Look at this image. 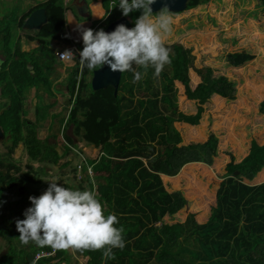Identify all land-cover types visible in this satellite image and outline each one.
I'll return each mask as SVG.
<instances>
[{"label":"trees","instance_id":"1","mask_svg":"<svg viewBox=\"0 0 264 264\" xmlns=\"http://www.w3.org/2000/svg\"><path fill=\"white\" fill-rule=\"evenodd\" d=\"M57 1L50 0L36 7L22 19L19 27L39 8L46 9L49 17L51 7L63 6ZM85 1L90 5L89 0ZM91 1L102 2L106 9L107 18L102 25L125 17L118 0ZM220 1L190 0L187 10L208 6L209 3L218 6ZM256 1L264 8V0ZM112 2L116 7L111 9ZM239 11V8L233 11L234 21L244 18L243 30H252L250 19L256 22L261 19L260 15L250 13L248 9ZM140 15L141 11H134L132 19L135 21ZM213 17L206 14V18ZM4 19L0 21V58L5 59L0 70V96L9 101L0 103V129L10 138L4 143L8 148L6 155H12L19 145H23L31 162L28 172L17 178L12 170L20 171V168L6 155H0V236L8 244L14 234L19 240L12 218L19 207H8V191L13 189L11 184L39 186L37 193V187L28 191L26 199L30 205V196L38 197L41 189L48 188L49 185L38 178V170L32 163L40 164L42 171L49 165H58L62 156L57 153L54 141L60 140L61 127L66 122L63 135L70 145L77 147L79 142H84L87 147L100 149L104 155L95 164L92 179L83 176L78 182L63 186L94 191L96 181L105 215L115 214L119 221L116 227L122 225L125 229L126 246L123 250L113 249L116 254L114 260H103L101 251L74 250L76 255L89 258L87 264H264V88L262 99L245 90L240 94L243 108L227 106L222 117L213 116L209 108L218 103L216 100L219 98L215 97H221L227 104L237 101L238 78L215 74L218 69L212 65L198 66L192 48L180 43L170 44L166 38L165 45L171 50V63L158 77L154 75V68L149 67L147 75L137 83L132 82V72H124L116 94L113 87L94 91L89 81L91 71L85 67L80 76L79 66L73 67L67 85L65 83L68 103L59 111L64 115L58 124L59 138L52 136V139L43 140L38 135L39 121L45 116L41 115L43 111L38 106L40 99L36 104V120H24L22 113L28 114L23 107L24 95L11 93L15 88L19 92L32 88L36 99L42 96V84H46V90L52 89L56 71L50 72L44 61L48 69L46 73L47 69L41 68L43 64H40L39 56L28 58L22 50L21 36L15 35L11 15ZM219 25L215 24V27ZM200 26L191 23L187 28L198 31ZM46 27L38 31L41 47L37 51L50 54L49 47H46ZM50 35L54 36L47 34ZM216 37L228 45L239 40L228 32H220ZM234 48V53L225 57L226 67L242 69L256 59V53L249 48L247 50L246 45ZM29 66H33V70ZM134 68L143 72L135 65ZM191 71L200 81L197 86L190 76ZM236 75L238 73L235 72ZM178 84L185 88L188 102L181 111ZM249 100L259 102L252 105ZM235 113L237 117L234 119L238 118V122L233 130L243 136L240 145L228 136L226 117ZM192 129L200 131L202 137L187 142ZM227 136L229 140L225 143ZM197 164L216 172L212 177L201 178V184L213 191L214 197L206 209L199 207V195L194 184L180 175L182 169L189 172ZM73 170L77 171L75 166ZM164 177H170V180L164 183ZM24 198L23 201L26 200ZM20 201L15 205L22 206ZM5 208H8V214H5ZM20 218H25L24 212L20 213ZM171 232L180 238L172 247L166 246ZM44 251L52 252L53 249L41 248L32 242L24 249L11 250L9 247L7 254L0 257V264L72 261L73 255L69 251L55 250L60 254L57 261L46 257L34 263L36 255Z\"/></svg>","mask_w":264,"mask_h":264},{"label":"rangeland","instance_id":"2","mask_svg":"<svg viewBox=\"0 0 264 264\" xmlns=\"http://www.w3.org/2000/svg\"><path fill=\"white\" fill-rule=\"evenodd\" d=\"M23 5L30 3V0H21ZM47 1V0H46ZM90 1V4L92 5V15L90 19H84L81 18L77 11V8L75 9L73 6L70 5V11L72 10L74 16L76 17V21L78 24H84L87 22L92 23V27L98 26L100 23L101 26L98 28V30L103 29L104 31L107 29L109 26L108 23H102L104 22L103 20L106 18V13L105 15L102 16L103 11H96L98 10L101 4V2L97 1ZM119 1V0H118ZM234 1L236 2V5H234ZM4 2V3H3ZM7 2H10V0H0V14L3 13L7 8H10L11 11L13 10L15 13H19L21 11V4L15 3L13 6H6ZM57 2H62L63 4H66L65 0H58ZM75 3L77 1L75 0ZM87 3V2H86ZM114 3V2H112ZM99 6V7H98ZM218 8V10H217ZM240 9L239 12L243 11V9H248L250 13H255L260 15L261 19L256 22L253 19H250V24L252 26V30H243L241 27L242 24H244L245 20L244 18H239L238 20L234 21V16H233V11L235 9L238 10ZM103 9V8H102ZM217 10V11H216ZM106 12V10H105ZM133 13V12H132ZM132 13H130V19L134 23V20L132 19ZM156 14V13H155ZM207 15H213V18H206ZM173 19H174V24H173V31L170 35L166 36L164 38L168 39V42L170 44H175V43H180L184 44L187 47H190L194 51V56L196 58V62L198 66L201 65H212L218 71H216L215 74H225L227 75L230 79L238 78L237 79V93H236V98L237 101H234L233 103H223L221 97H215L214 99L219 98V100H216L218 103L213 107L209 108V112L213 116H219L222 117V111L225 109L227 106H233L236 108H243L242 101L240 94L244 92L245 90H250L253 94H257L259 96V99H262L261 93L264 88V8H261L258 5V2L256 0H221L218 3V6L212 5L209 3V5H200L196 9H190L186 10L181 14H178L175 16V13H172ZM102 16V18H101ZM199 16H202L203 18H200ZM199 17V18H198ZM198 18V19H197ZM212 19L214 21H212ZM5 20L4 18H0V21ZM91 20V21H89ZM191 23H197L198 25H201L198 29V31H191L188 30V25ZM215 24H220V27H215ZM91 28V27H90ZM221 28V30H220ZM235 29V31H232ZM36 32V31H35ZM80 32V31H79ZM220 32H228V35H231L232 37L238 38V43L233 44L229 43L225 44L221 41H219L216 37ZM19 36H21V45L24 44L23 40L25 36V33L20 30L19 31ZM81 34V33H80ZM15 35L16 32H15ZM25 41V40H24ZM251 43V44H244V43ZM28 44H35L34 42H29ZM57 45V44H56ZM246 45V49L248 48L251 51H254L256 53V59L246 65L242 69H232L229 67H226L225 62H227V59L225 58L227 54L229 53H234V50L236 46H241ZM238 49V48H237ZM22 50L24 53L28 54V58L35 55L36 57L39 56L40 59L42 60L43 64L41 68L47 69L46 65L49 66L50 72L56 71V82H52L51 88L49 90H46V84H42V88L44 91L47 93L45 94L44 91L42 90L40 94L42 96H38L36 99L34 98V95L32 94L33 89H28L26 91L19 92L16 88L13 91L14 96L21 95L23 94V107L25 111L28 112L27 115L22 113V118L24 120H31L34 121L36 120V107H37V102L39 100V107L42 109V114L45 115L42 116V120L39 121L40 124H38V135L41 139L45 140L48 138L52 139V136H56V138H59L58 134V124L63 121L64 115L59 114V111L61 108L63 109L67 103H68V93H66L65 85H62V76L61 74L62 69L67 68L68 71H70V67L67 64H62L56 57V61L53 59L52 56L47 55V52L45 51H27L25 48L22 47ZM3 58V57H2ZM14 58V57H13ZM44 61H46V65L44 64ZM2 62V61H1ZM17 62V60L15 61ZM57 62L61 65H58ZM3 63V62H2ZM74 64V63H73ZM67 65V66H66ZM54 66V67H52ZM48 72V69L46 70V73ZM94 71H91L89 81L91 82L92 75ZM238 73V75L234 76V73ZM69 72H66L68 74ZM191 78L194 79L195 84L198 85L200 81L197 79V74L194 71H191L190 73ZM52 78V77H51ZM63 89V90H62ZM178 89H180L181 95H179L178 98V104H179V110L181 111L185 105L188 103L186 101V91L185 88L182 85L178 84ZM12 91V90H11ZM1 89H0V94H1ZM9 93V92H8ZM246 93V92H245ZM3 96V95H2ZM248 100V99H247ZM9 101L8 98H4L0 96V103H6ZM249 104H255L256 102L259 101H251L249 100ZM28 105V106H27ZM25 106H27L25 108ZM49 108H48V107ZM1 111V109H0ZM1 114V112H0ZM58 114L57 116H55ZM237 117V114L235 113L232 117L228 116L226 117V120L228 121V126H229V132L228 136L231 139H235L234 142H237L238 145L241 144L243 136L240 137L241 133L238 134L237 131L233 130L234 126L237 125L236 122H238V118L234 119ZM45 118V119H44ZM234 119V120H233ZM233 120V121H232ZM246 123H249V121H246ZM71 129H69V132ZM227 136V139L225 143L228 142L229 137ZM195 137H202V133L200 131L196 132L195 130H191L190 133V138L187 140V142L194 141ZM10 139V138H9ZM8 139V140H9ZM198 140V139H197ZM6 142V141H5ZM4 142V143H5ZM55 142V149L57 153L62 156V158L59 160L58 165H49L47 169L41 170L40 164L38 163H32L35 170H38V178H40L45 185H49L47 181H53L55 180L60 186H63L65 183H75L78 182L79 179L81 178V175L78 176L77 171L73 170L74 166L77 169V163H78V157L75 153L73 152H68L67 147L64 145V143L61 141V139ZM4 143H0V155H6L8 153V148L5 147ZM10 144V142H7ZM81 143V146L83 149H85L86 152H93L94 158L97 157V151L96 149L92 150L89 147H87L84 142H79ZM75 146V144H73ZM76 147V146H75ZM82 152V150H81ZM11 163L16 165L18 168H20V171H16L15 169L12 170L13 176L19 178L22 176L24 173H27L29 168L28 165L31 163L27 154V151L25 150L23 145H19L14 153L10 156L6 155ZM67 163H72L70 165H67ZM76 171V172H75ZM84 172H86L84 170ZM87 173V172H86ZM180 175L186 176L189 179V182L193 185L198 192L199 195V207L201 209H206V205L208 202L214 201L213 197V191H209L207 186H203L201 183H203L202 179L204 176L212 177L216 175V172L213 171L212 169H207V168H201L199 164L194 165L191 171L186 172L183 169L180 172ZM90 178V177H89ZM170 180L169 178H165L163 181L164 183H167V181ZM197 180V181H196ZM96 181H94V186ZM16 183H13L12 185H15ZM18 184V183H17ZM77 185V184H75ZM181 186V185H180ZM37 186L34 185H26L24 186V189L26 193L24 194L23 198L28 199V191H32L36 188ZM39 187V186H38ZM37 189L35 190V193H37ZM21 188V187H20ZM178 188H181L178 186ZM24 192L23 190H20ZM95 192L97 195L99 194L98 188L96 187ZM20 197V195L17 194V190L15 186H13V189L9 192L8 191V199H9V205L8 207L12 206L16 208V213L12 216L13 221L15 223L14 229L15 233H17L16 229V220L21 219L20 218V213L25 212V210L29 207H31L29 202L26 200L23 201L22 196L20 199H16ZM16 200H21L20 203L23 202L22 206L15 205L19 201ZM4 210V208H3ZM8 208H5V214H8ZM20 212V213H19ZM164 234H168L165 233ZM19 237V235H18ZM9 244L7 243L6 239L0 236V257L4 254H7L9 247L12 249H21L26 248V245H22L19 243V240L17 241L16 239V234L12 236L9 240ZM178 241H180V238L177 234L175 233H170L168 236V240L166 243V246H175ZM73 253V250H70ZM75 256V257H74ZM72 262L70 264H87L88 259L84 258L82 256L74 255ZM53 259L60 258V254L56 252L55 254L52 255ZM54 261V262H55ZM61 264V263H60ZM62 264H69V263H62Z\"/></svg>","mask_w":264,"mask_h":264},{"label":"clouds","instance_id":"3","mask_svg":"<svg viewBox=\"0 0 264 264\" xmlns=\"http://www.w3.org/2000/svg\"><path fill=\"white\" fill-rule=\"evenodd\" d=\"M160 2L162 7L154 15L151 6L157 0H119L123 16L141 11L132 28L119 24L113 31L105 32L78 25L83 41L79 52L81 68L92 71L107 65L113 73L132 72V82L137 83L151 67L158 77L171 63V50L164 38L172 33L174 24L168 0ZM111 7L115 8L116 4ZM56 55L61 60L75 56L70 49ZM47 182L46 191L38 197H29L31 207L25 210V218L16 220L21 244L32 242L41 248L63 251H101L103 260L116 259L113 249L123 250L126 246L125 229L122 225L116 227L119 221L115 214L105 215L97 193L66 188L55 180Z\"/></svg>","mask_w":264,"mask_h":264},{"label":"crops","instance_id":"4","mask_svg":"<svg viewBox=\"0 0 264 264\" xmlns=\"http://www.w3.org/2000/svg\"><path fill=\"white\" fill-rule=\"evenodd\" d=\"M30 1H31L30 3H27V4L23 5V4H21L22 3L21 0H10V2H12V3L7 2L6 6H13V4H15V3H18V4L20 3L21 4L20 6L22 8L21 11H19V13H17V12L15 13L13 10L11 11L10 8H7L3 13L0 14V18L1 19L4 18L6 15H11L12 20H13V22L15 24L14 27L16 29L15 32L17 34V37H18V35H20L19 34L20 30H22L25 33V36H23L25 41L23 40L24 44H22V46L27 51L28 50L29 51L37 50L38 48L41 47V44L39 43V40H38V31L35 32V31L24 30V29H22V27H19V24L22 21V19L24 17H26L32 10H34L36 7H39L40 5L46 3V2H48L50 0H47V1L46 0H30ZM76 1L78 3V0H76ZM65 2H66V4H63V6L59 5L60 8H56V7H51L50 8V10H49V13H50L49 14V21H48L47 25H45L47 27H46V30H45L44 33H45V36L48 39V44H46V47H49V50L51 51L50 54L48 52H47V54L52 56L55 61H56L55 52L57 50H60V49H71L73 45H79V44L83 43L82 36H81V34H80L79 30H78V25L80 27H82V28H89V29H92L94 31H97V29L101 26L100 23L102 22L101 21L98 24L99 27L98 26L92 27V23L91 22H87V23H84V24H78L77 21H76V17L74 16L72 10L70 11V9H71L70 5L73 6L76 9V4L77 3H75V0H65ZM100 6L101 7L98 6L99 8L96 11H99V9H100V11H103V14H102V16H103L106 13L105 12L106 9L104 8L102 2L100 4ZM88 7L92 11V5L90 4V5H88ZM39 9H41V8H39ZM89 14L92 15L91 12H89ZM102 16H101V18H102ZM106 18H107V15H106ZM87 19H90V18H87ZM89 21H91V20H89ZM47 34H54V36H52V35L47 36ZM51 36L53 38H49ZM32 37L34 38V40H30V38H32ZM66 37H68V38H66ZM28 41L29 42H34L35 44H28ZM4 60H5L4 58H2V57L0 58L1 65H2V62H4ZM57 64L58 65H56V66L61 65L58 62H57ZM1 65H0V67H1ZM52 67H54V66H52ZM69 67H70L69 68L70 71H68L67 68L62 69V72H63L61 74V76H62L61 79L63 80L62 81V85H65V83L67 85V78L70 76V74H72L73 67L70 66V65H69ZM66 72H69V73L66 74ZM65 92L67 93V91H65ZM90 149L94 150L93 148H90ZM165 178H169L170 179V177H164V179ZM19 249H21V248L19 247ZM69 252L73 256L76 255L74 253V250H73V253L70 250H69ZM84 258H87L89 260L88 257H84ZM72 259H73V257H72ZM63 263H65V262H63Z\"/></svg>","mask_w":264,"mask_h":264},{"label":"water","instance_id":"5","mask_svg":"<svg viewBox=\"0 0 264 264\" xmlns=\"http://www.w3.org/2000/svg\"><path fill=\"white\" fill-rule=\"evenodd\" d=\"M190 0H168L169 7L171 13L179 14L183 13L188 8V3ZM153 8V13H157L160 8L162 7V3L160 0H157V3L153 4L151 6ZM77 11L79 13V16L82 18H88L89 17V7L85 0H78V3L76 4ZM49 21V17L47 14L46 9H37L35 10L22 24V29L27 31H41L42 28L47 25ZM124 24L128 28L133 27V22L129 17H122L112 23L109 24L105 32H111L113 31L117 25ZM1 65V63H0ZM1 69V67H0ZM30 70H33V66H29ZM122 74L119 72L113 73L107 65H105L102 68H99L93 72L92 79H91V85L94 91H100L105 90L108 87H113L115 90V94L118 92ZM4 132L0 129V136H3ZM238 174V172H236ZM14 185L11 184V188H13ZM20 190L24 191V187H21ZM46 189H41L39 194L41 195ZM20 197L16 199H20ZM19 201V200H16Z\"/></svg>","mask_w":264,"mask_h":264},{"label":"built area","instance_id":"6","mask_svg":"<svg viewBox=\"0 0 264 264\" xmlns=\"http://www.w3.org/2000/svg\"><path fill=\"white\" fill-rule=\"evenodd\" d=\"M113 4V3H112ZM111 4V6H112ZM112 9V7H111ZM106 20V19H105ZM104 20V22H105ZM101 25V24H100ZM99 27V26H98ZM82 44L79 45H73L72 48L70 50H72L73 54L75 55L71 60H61L59 59V57L56 55L57 52L63 53L66 49H60L57 50L55 52V56L56 58L62 62V64H67L70 65L72 67L75 66H79V75H82V71L83 69L81 68L80 64H79V52L82 50ZM74 63V64H73ZM78 88V87H77ZM71 109V107H70ZM66 127V122L64 123V125L61 127V131H60V139L61 141L64 143V145L67 147V151L69 152H73L77 155L78 157V163H77V174L78 176L81 175V178L84 177H90L91 179L93 178L95 171H94V166L95 164L101 159V157L104 155L100 149H96L94 147H89V148H93L97 150V157L94 158L92 157L94 154L93 152H86L85 149H83V147L81 146L80 143L77 144V147H74L72 145H70L64 138L63 132L64 129ZM82 150V152H81ZM84 170L87 172H84ZM96 189V186H94V191ZM56 251L53 250L52 252H41L39 254L36 255L35 257V262H38L39 260H41L42 258H46V257H52L53 254H55Z\"/></svg>","mask_w":264,"mask_h":264},{"label":"flooded vegetation","instance_id":"7","mask_svg":"<svg viewBox=\"0 0 264 264\" xmlns=\"http://www.w3.org/2000/svg\"><path fill=\"white\" fill-rule=\"evenodd\" d=\"M88 18H91V15L89 14V17ZM87 19V18H86ZM76 67V66H75ZM2 130V129H1ZM3 131V130H2ZM8 137L9 136H5V134H3V136H0V143H4L5 141H7L8 140ZM13 184V183H12ZM15 186V188H16V190H17V194L18 195H20V196H24V194L26 193V191H24V192H22V191H20V187H22V186H20L19 184H15L14 185Z\"/></svg>","mask_w":264,"mask_h":264}]
</instances>
